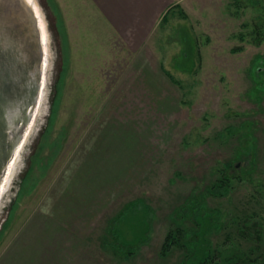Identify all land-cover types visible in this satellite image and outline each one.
Masks as SVG:
<instances>
[{
  "label": "rangeland",
  "instance_id": "rangeland-1",
  "mask_svg": "<svg viewBox=\"0 0 264 264\" xmlns=\"http://www.w3.org/2000/svg\"><path fill=\"white\" fill-rule=\"evenodd\" d=\"M135 1H28L49 59L0 264H184L179 226L214 263L264 264V0Z\"/></svg>",
  "mask_w": 264,
  "mask_h": 264
},
{
  "label": "water",
  "instance_id": "water-1",
  "mask_svg": "<svg viewBox=\"0 0 264 264\" xmlns=\"http://www.w3.org/2000/svg\"><path fill=\"white\" fill-rule=\"evenodd\" d=\"M17 48L22 54L10 57L8 51ZM22 56L23 63L35 65L32 82L22 77ZM44 59L42 28L35 8L28 0H0V186L34 121L43 90Z\"/></svg>",
  "mask_w": 264,
  "mask_h": 264
},
{
  "label": "trees",
  "instance_id": "trees-1",
  "mask_svg": "<svg viewBox=\"0 0 264 264\" xmlns=\"http://www.w3.org/2000/svg\"><path fill=\"white\" fill-rule=\"evenodd\" d=\"M222 181V187L220 188H226L229 185L228 179L224 177ZM204 216V220L203 217H200V219L202 218V221L204 222L203 225L208 222H212L215 224L217 223L215 222L217 218H215L213 214L204 213ZM201 229L195 231V233L190 236L189 240H185L184 237H186L187 233L186 231H184L182 226H179L177 230L170 231V233L167 235L165 245L167 246L168 250L177 247L187 249L190 254L186 255V260L184 264H218V262L214 263L212 261L213 259H210L212 256L211 253L213 251L210 247V244L207 245L205 252L200 250L201 247H204V244H202V235H200V233L204 230V227H201ZM188 234L190 235V233ZM199 237L201 238V240L199 239ZM122 251L124 250L122 249ZM133 252L134 251L132 250H128L127 255L133 254Z\"/></svg>",
  "mask_w": 264,
  "mask_h": 264
},
{
  "label": "bare ground",
  "instance_id": "bare-ground-1",
  "mask_svg": "<svg viewBox=\"0 0 264 264\" xmlns=\"http://www.w3.org/2000/svg\"><path fill=\"white\" fill-rule=\"evenodd\" d=\"M30 3H33V0H28ZM35 7V6H34ZM35 11H36V15L38 16L39 18V23H40V26L42 28V40H43V44H44V51H45V59H44V78H43V90H42V93H41V96H40V100H39V106L36 110V114H35V117L36 115L38 114L37 112H39L40 108H41V103L44 99V94H45V87H46V69H47V66H48V57H49V52H48V37H47V33H46V30H45V27H44V23L42 22V17H41V14L39 12V9L37 7H35ZM56 44V43H55ZM44 110V109H43ZM35 123V118H34V121L31 123L30 127H29V130H27L28 132L26 133V138L28 137L31 129H32V126L34 125ZM32 139V138H31ZM31 141V140H30ZM24 146V145H22ZM22 146L18 147V150H17V153L15 155V157L12 159V161L10 162L9 166H8V169H7V176L6 178L2 181V184L0 186V201L2 200L4 194L6 193V187H7V183H8V179L9 177L11 176L13 170L15 171V168H16V163H18V161L21 160L22 158ZM25 165V163H24ZM18 166V165H17ZM21 177V176H20ZM2 208V207H1Z\"/></svg>",
  "mask_w": 264,
  "mask_h": 264
},
{
  "label": "crops",
  "instance_id": "crops-1",
  "mask_svg": "<svg viewBox=\"0 0 264 264\" xmlns=\"http://www.w3.org/2000/svg\"><path fill=\"white\" fill-rule=\"evenodd\" d=\"M137 1V0H136ZM135 1V2H136ZM137 7V6H136ZM135 11H136V16H135V18L137 19V15H138V18H141V10H137V8L135 9Z\"/></svg>",
  "mask_w": 264,
  "mask_h": 264
},
{
  "label": "snow or ice",
  "instance_id": "snow-or-ice-1",
  "mask_svg": "<svg viewBox=\"0 0 264 264\" xmlns=\"http://www.w3.org/2000/svg\"><path fill=\"white\" fill-rule=\"evenodd\" d=\"M0 175H2V173H0Z\"/></svg>",
  "mask_w": 264,
  "mask_h": 264
}]
</instances>
